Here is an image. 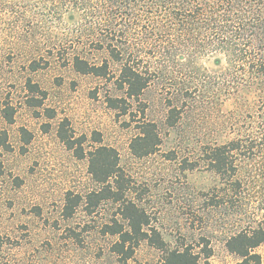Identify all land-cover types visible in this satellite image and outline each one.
<instances>
[{"label":"rangeland","instance_id":"1","mask_svg":"<svg viewBox=\"0 0 264 264\" xmlns=\"http://www.w3.org/2000/svg\"><path fill=\"white\" fill-rule=\"evenodd\" d=\"M81 1L0 0V95L15 108L12 123L0 108V131L7 130L12 146L0 155V233L14 240L30 238L16 254L34 256L33 264H120L111 249L116 237L105 235L102 227L119 216L122 201L102 199L90 206L92 213L86 203L87 194L102 187L90 172V151L104 145L117 151L124 172L120 193L146 210L165 248L192 246L204 260L209 242V264H237L239 257L226 247L228 235L251 222H264V152L256 147L255 130L264 116V79L231 69L227 54L210 50L196 62L211 76L207 90L198 92L201 97L174 125L167 119L172 91L164 86V76L133 102L134 119L119 114L107 101L123 94L113 81L80 73L72 65L74 53L96 62L109 59L86 35V24L97 19L89 8L83 12ZM52 34L57 40H51ZM52 43L61 47L58 53L48 51ZM35 56L46 67L31 71ZM111 65L115 74L109 78L118 72V64ZM28 78L44 93L29 91ZM174 98L177 106L185 105ZM64 119L81 139L85 156L60 139ZM143 120L156 124L160 144L155 152L137 156L132 144ZM233 139L255 148L234 155L244 190L242 197L234 194L225 202L230 198L223 189L227 181L209 168L205 150ZM69 193L84 200L67 218ZM72 231L77 237H69ZM257 252L264 264V242ZM164 253L145 240L130 262L157 264Z\"/></svg>","mask_w":264,"mask_h":264},{"label":"trees","instance_id":"2","mask_svg":"<svg viewBox=\"0 0 264 264\" xmlns=\"http://www.w3.org/2000/svg\"><path fill=\"white\" fill-rule=\"evenodd\" d=\"M81 3H84L83 12L89 8L97 19L91 25L86 24V35L93 40L92 43H96L95 49L107 52L109 59L96 62L74 53L72 65L80 73L113 81L123 94L108 96L107 101L119 114L128 115L131 119L136 117L130 108L133 102L139 100L155 79L164 76V86L172 91L171 96L167 97V119L170 125H174L182 111L191 109L192 104L201 97L198 92L207 90L211 76L201 70L196 62L200 55L210 50L227 54L231 69L241 68L244 73L264 79V0H82ZM78 9L81 10V7ZM53 13L56 12L53 10ZM51 36V40H57L53 39V34ZM48 49L53 54L55 51L58 53L61 47L52 43ZM111 63L118 64V72L109 78L111 73L115 74ZM46 65L41 64L36 56L29 63L31 71ZM26 85L31 92L44 93L39 84L30 78ZM174 95L183 99L185 105L177 106ZM0 108L5 120L12 123L15 108L9 99L3 100L1 95ZM145 110H141L143 116ZM255 130L259 138L256 147L264 152V116L261 115L256 122ZM26 133L24 130L23 134ZM29 135L27 138L24 136L26 141H29ZM58 135L69 149L80 157L85 156L82 141L75 138L68 119L61 122ZM159 144L156 124L142 122L132 144L133 152L137 156H145L155 152ZM11 148L8 132L2 129L0 155ZM253 148L254 143L233 139L223 144L209 145L205 150L209 168L227 181L223 189L230 198L225 202L232 201L234 194L242 197L244 190L237 176L234 155L253 151ZM1 171L3 161L0 158ZM90 172L102 187L87 194L88 213L93 212L90 206L102 199L122 201L118 208L119 216H114L102 227L105 235L116 237L111 249L120 264H132L130 261L137 247L145 240L165 252L157 264H209L208 259L213 254L209 242L203 250L204 260L192 246L165 248V241L161 233L151 226L146 210L133 199L122 196L120 190L124 188L121 182L124 172L114 148L100 145L90 151ZM83 200L80 194L69 193L64 205V216H74ZM77 235L72 231L69 237ZM23 239L14 240L10 235L0 233V264H33L34 256L30 254H25L23 258L17 257V248H23L30 241V238ZM263 242L264 222L258 220L229 234L226 247L239 257L237 264H261L262 256L257 248Z\"/></svg>","mask_w":264,"mask_h":264}]
</instances>
